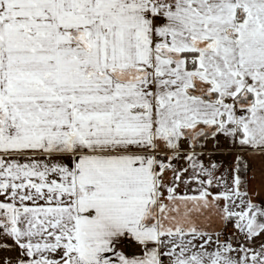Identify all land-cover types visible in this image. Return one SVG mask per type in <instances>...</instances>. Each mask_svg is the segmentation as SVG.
<instances>
[{
    "label": "snow or ice",
    "instance_id": "obj_1",
    "mask_svg": "<svg viewBox=\"0 0 264 264\" xmlns=\"http://www.w3.org/2000/svg\"><path fill=\"white\" fill-rule=\"evenodd\" d=\"M249 155L264 0H0V264H264Z\"/></svg>",
    "mask_w": 264,
    "mask_h": 264
},
{
    "label": "crops",
    "instance_id": "obj_2",
    "mask_svg": "<svg viewBox=\"0 0 264 264\" xmlns=\"http://www.w3.org/2000/svg\"><path fill=\"white\" fill-rule=\"evenodd\" d=\"M239 151L237 147H233L229 141L225 140L223 137H220L219 145L214 146L211 141L207 143V148L205 149V156L207 157L209 154H212V158L221 164V170L225 168H229L232 163V158ZM248 161L251 165L252 172L249 173L250 177L255 175V178L252 179V187L253 189L260 191V196L264 197V189H262L261 179H262V171H264V157H260L257 155H249ZM215 218L213 217V220ZM215 226V225H214ZM230 231V230H229ZM7 243H11V241H7ZM135 250V249H133ZM0 259L5 257H15V252L9 251H0Z\"/></svg>",
    "mask_w": 264,
    "mask_h": 264
},
{
    "label": "rangeland",
    "instance_id": "obj_3",
    "mask_svg": "<svg viewBox=\"0 0 264 264\" xmlns=\"http://www.w3.org/2000/svg\"><path fill=\"white\" fill-rule=\"evenodd\" d=\"M0 257H1V255H0ZM3 259V258H2Z\"/></svg>",
    "mask_w": 264,
    "mask_h": 264
}]
</instances>
